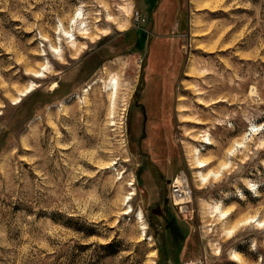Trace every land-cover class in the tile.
Returning a JSON list of instances; mask_svg holds the SVG:
<instances>
[{"label": "rangeland", "instance_id": "1", "mask_svg": "<svg viewBox=\"0 0 264 264\" xmlns=\"http://www.w3.org/2000/svg\"><path fill=\"white\" fill-rule=\"evenodd\" d=\"M0 264H264V0H0Z\"/></svg>", "mask_w": 264, "mask_h": 264}, {"label": "bare ground", "instance_id": "2", "mask_svg": "<svg viewBox=\"0 0 264 264\" xmlns=\"http://www.w3.org/2000/svg\"><path fill=\"white\" fill-rule=\"evenodd\" d=\"M89 34H90V33H89V30L86 29V27H85L84 30H83V33H82V35L84 36L83 39L89 38V36H90ZM66 35L69 36L70 34H69V33H66ZM71 37H72V36H71ZM72 41H74V39H73ZM109 85H110V88H111V90H112V97H116V94L118 93V91H119V87H120V85L118 84L117 79H116L115 81L112 79V80L110 81ZM198 160H199V161H198ZM197 162H198V166H199L197 169H199V170H204V169L207 168V166H208V163L203 162V161H200V159H197ZM199 177H201V182H202L203 184H206V183L208 182V180H210L211 177H217V178H218V175L215 174V173H211V174H209L208 176H206V175H204V174L201 172ZM181 179L185 180V179H184V176H182ZM182 185H183V187H182L181 191H184L185 189H186V190H189L188 187H187V183H186V182H185L184 184H182ZM179 191H180V189H179L177 192H179ZM132 196H133V195H132ZM176 201L179 202V203H181V201L178 200L177 198H176ZM178 205H180V204H178ZM127 213H128V212H127ZM222 216H225V213L222 214ZM140 218H141V215H140ZM231 233H232V232H231Z\"/></svg>", "mask_w": 264, "mask_h": 264}, {"label": "built area", "instance_id": "3", "mask_svg": "<svg viewBox=\"0 0 264 264\" xmlns=\"http://www.w3.org/2000/svg\"><path fill=\"white\" fill-rule=\"evenodd\" d=\"M184 176V179H181V177ZM174 181L171 182V185H170V193L171 195H173L174 197V204L175 206L178 207V209L180 210V212L183 213V210L181 209L182 207H185V205L189 204L188 202L190 201L191 199V190H184V191H181L183 185L185 182L188 183V179L186 178L185 174L183 175H180L179 177L173 179ZM180 189L179 192H177L178 190ZM176 198L178 200L181 201V203L175 201ZM180 204V205H178Z\"/></svg>", "mask_w": 264, "mask_h": 264}, {"label": "trees", "instance_id": "4", "mask_svg": "<svg viewBox=\"0 0 264 264\" xmlns=\"http://www.w3.org/2000/svg\"><path fill=\"white\" fill-rule=\"evenodd\" d=\"M154 7V6H153ZM34 97V95L32 97H30L29 99H32ZM116 244L115 243H112V244H108V245H98V249L101 250L102 252L106 253L107 255H104L105 256H109L108 253H110L113 249H115L116 247ZM162 246V244H161ZM161 250V248H160Z\"/></svg>", "mask_w": 264, "mask_h": 264}]
</instances>
